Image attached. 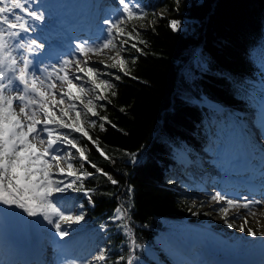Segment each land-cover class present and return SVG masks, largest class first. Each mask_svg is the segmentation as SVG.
Wrapping results in <instances>:
<instances>
[{
  "label": "trees",
  "instance_id": "1",
  "mask_svg": "<svg viewBox=\"0 0 264 264\" xmlns=\"http://www.w3.org/2000/svg\"><path fill=\"white\" fill-rule=\"evenodd\" d=\"M141 3L147 12L146 26H140L143 18L123 26L129 31L137 28L145 41L138 45L143 51L117 50L128 61L131 75L111 70L122 76L113 81L117 95L111 96L113 90H108L105 94L111 103L101 101L104 107L98 109L110 123L101 130L103 121L92 117L97 124L88 129L111 159L81 139L90 161L118 183L111 184L85 164V170L94 173L84 181V187L92 190V203L82 192L71 191L69 202L63 205L66 211L77 207L84 216L79 224L62 225L71 234L63 243L81 251L82 261H89L103 247L108 250L104 264H115L117 257L131 258L134 264H177L156 244L165 229L162 219L194 224H209L210 219L200 212L194 197L204 182L199 178L201 171L193 166L198 178L193 179V172L177 162L174 154L185 142L191 149L190 159L199 153L213 156L214 148L228 141L224 126L229 116L244 120L253 111L254 120L259 118L257 98L264 94V0ZM159 9L163 13L157 14ZM184 18L192 20V32L172 31L168 26L169 21ZM114 42L119 47L120 40ZM118 205L127 208V231L108 220ZM102 223L109 224L105 232L99 231Z\"/></svg>",
  "mask_w": 264,
  "mask_h": 264
},
{
  "label": "snow or ice",
  "instance_id": "2",
  "mask_svg": "<svg viewBox=\"0 0 264 264\" xmlns=\"http://www.w3.org/2000/svg\"><path fill=\"white\" fill-rule=\"evenodd\" d=\"M35 3L36 0H0V205L20 209L28 217H42L60 238H64L69 235V231L61 222L71 227L84 219L82 214L73 215L65 210L63 202L68 197L64 194L69 190L82 192L88 197L89 203H92V190L84 187V181L93 177L94 173L86 171L84 165L87 164L95 173L106 176L111 184L118 183L90 161L81 139L95 146L102 157L111 159L88 129L97 124V120L91 119L92 117L103 121L99 124L101 130H104L106 123H110L107 116L99 114L98 109L104 107L99 102L107 100L111 103L105 93L115 88L113 81L122 78L120 74L104 69H118L123 76H130L131 72L128 70V61L120 52H117L118 59L102 68L93 66L87 59L81 62L76 56L60 60L58 64L38 68L39 62L34 58L45 48V44L34 34L39 32L45 15L38 7H33ZM117 4L119 7L113 13L114 18L103 21L107 25L104 29L107 36L95 44H76L74 53L87 56L90 52L116 48L114 41L117 39L120 40L119 47L122 50L131 48L137 53L143 51L138 45L145 41L140 39L137 28L133 27L129 31L123 25L133 19L145 17V6L141 0H117ZM168 26L176 31L180 27V21L173 19ZM129 41L132 43L129 44ZM132 63H135V57L132 58ZM73 66L76 72L71 74L68 69ZM58 83L63 90L57 94L54 90ZM88 84L91 85L90 88ZM90 92L95 93L94 98L86 99ZM116 95L114 90L111 91V96ZM256 107L260 124L264 127V94L257 98ZM76 154L82 162L79 167L74 163ZM61 162L66 167H60ZM210 198L216 203L226 201L228 206H240L245 210L264 203V200H248L246 197L230 198L221 192H216ZM228 210V207L219 209L225 214ZM127 219L128 211L123 205H118L108 217L113 225L125 231L128 228ZM224 222L229 228L233 227L226 218ZM108 227L109 224L102 223L99 231L105 232ZM245 230V225L242 224L240 231ZM247 233L251 237L256 236L251 228H247ZM260 235L264 236V233ZM107 251L106 248H99L91 260L104 264L108 259ZM68 264L76 262L68 261ZM80 264L90 262L85 260ZM115 264H134V261L131 258L125 260L124 257H117Z\"/></svg>",
  "mask_w": 264,
  "mask_h": 264
},
{
  "label": "rangeland",
  "instance_id": "3",
  "mask_svg": "<svg viewBox=\"0 0 264 264\" xmlns=\"http://www.w3.org/2000/svg\"><path fill=\"white\" fill-rule=\"evenodd\" d=\"M58 4L63 5L64 7H71L72 2L75 6L78 5V0L75 2V0H55ZM85 0H81V5H83ZM90 3L88 4V12L90 15V19L93 18V13L95 11V8L99 7V4L94 6L93 0H89ZM105 0H101L100 3L102 4V7H110L107 5V2ZM104 2V3H103ZM110 4L114 7V10L119 7L117 4V0H110ZM111 8V7H110ZM114 12H111V16H113ZM156 13H163V9H159L156 11ZM177 21H180V27L176 30L179 32H186L190 33L193 30L192 20L189 18L184 19H174ZM140 26L145 27L146 26V20L143 18L140 20ZM120 47L116 48H108V49H101L100 52H90L87 54V56H80L78 59L83 62L84 60H88L92 63L95 67H103V65H111L117 57V50H119ZM102 62V64H101ZM83 66V64H82ZM112 69H104V71L112 72ZM68 71L71 74H74L76 72L75 67H71L68 69ZM87 78L85 77V80ZM79 83V82H77ZM89 88L91 87L90 84L87 85ZM62 86L59 85L54 90L57 94L62 91ZM90 97L94 98V93H89L86 99H89ZM78 103V102H77ZM82 109V105H80ZM18 111V108L16 109ZM254 112L249 111L246 113V119H238L233 116H229L230 120L229 123L232 124L233 130L229 126V123L225 124V131L227 134L226 140H228L224 144L218 145V149H216L213 153V156L206 155L203 153L196 154L195 162L191 161L189 158V152L191 151L190 147L187 143L181 142V145L178 147L177 152L174 154L175 160L182 164L186 169H189L190 171L192 169L195 170L193 165H199V167L202 169L200 170L199 178H203L206 175H209L210 173H216L217 178L219 179V174L222 171H219L217 165L215 164L219 157L217 156V153H221L223 150L228 149L229 151L233 153H238V151H241V148L238 147V144L248 145L247 143V136H251L253 138L252 143L254 145L260 144L261 147L257 151L253 149H247L249 152L252 153L254 157H258L261 155V153H264V127L261 126V124L254 123ZM260 130L258 133L257 131ZM38 147H43L38 145ZM247 148V147H246ZM199 162V164L197 163ZM207 162H211L212 167L209 166ZM82 163L79 161V164ZM191 165V168H190ZM60 167H66V164L61 162ZM79 167V165H78ZM55 170V169H54ZM191 171L193 179L197 180L198 178L195 177L194 172ZM205 179V178H203ZM204 183V182H203ZM201 183V184H203ZM199 185L198 191L194 193L195 201L198 202L201 206L200 212L205 214L208 219H210L209 224H192L190 222H185V226L189 225L192 228L198 229L200 225H206L207 227L211 228V225L215 227H221V229H218L220 231L224 229L228 230H235L236 235L239 236L240 241H250L251 236L248 235L247 230L244 232L240 231V226L243 224H248L251 227L255 226H261L264 229V203L255 205L251 207L250 209H243L240 206H228L226 201H222L220 203H216L215 201L211 200V195L215 194L217 191V186L214 185H208L207 181L205 185ZM193 192H190L192 194ZM71 190H69L68 193H65L64 196L68 197L67 200L63 202V205H66L67 201L69 202L70 196H71ZM59 195V194H58ZM218 207V209L215 210V208ZM221 207H228V212L225 214L224 212L219 211ZM0 232H3L5 236L9 238V242H12V247L14 244L15 238H30L31 236H34L40 228L47 229L49 231V227L51 225H48L46 221H43L42 217H38L37 221L28 220L27 215L22 213L20 209L10 208L8 206L0 205ZM73 215L79 214L77 211V207H73V209L70 211ZM236 213H241L239 216L236 215ZM225 218L228 220L229 223L233 224V227L229 228L228 225L224 222ZM178 220H168V219H162V224L164 226V230L161 231L156 239V244L160 249H162L167 255H169L174 262L177 264H197L199 260H194V256H206L205 258H208V254H213V257H219L223 255V247H220L216 244H213L208 238L204 237L203 235L198 234V232L191 233L187 230H181L176 229L168 225V222H177ZM245 221L247 223L245 224ZM179 222V221H178ZM62 225L63 222H61ZM189 223V224H188ZM52 227V226H51ZM213 230H217L214 228H211ZM232 232V231H231ZM56 238H60L56 233L51 232ZM50 233V234H51ZM51 234V235H52ZM69 235H71L69 233ZM233 235V234H232ZM65 238H68L66 236ZM64 240V238H60V241ZM172 243V244H171ZM179 248L184 249L186 252L183 253L179 250ZM226 250V249H225ZM76 259L78 261L76 264L79 263V261L82 259V254L80 251L75 252ZM211 258V257H210ZM90 264H98L99 262L91 260V257L89 258Z\"/></svg>",
  "mask_w": 264,
  "mask_h": 264
},
{
  "label": "bare ground",
  "instance_id": "4",
  "mask_svg": "<svg viewBox=\"0 0 264 264\" xmlns=\"http://www.w3.org/2000/svg\"><path fill=\"white\" fill-rule=\"evenodd\" d=\"M39 34H43L39 30ZM258 133L260 130L257 131ZM258 147H261L260 144L257 145ZM238 161L234 162V165L237 164ZM242 175V174H240ZM219 205L215 208L218 209ZM22 211V210H21ZM1 213V212H0ZM26 214V213H24ZM241 213H236V215H240ZM27 215V214H26ZM28 220L37 221L38 217H28ZM189 224V223H188ZM168 225H170L173 228L181 229V230H187L189 234L198 232V234L203 235L204 237L208 238L213 244H216L220 247H223V255L219 257H214L212 264H222L226 263L227 261H230L231 256L239 255L244 259V261L251 260L249 264H264V236H261L260 233H264V229L261 226H255L251 227L248 224H246V230L247 228H251L255 233V237H251V240L249 241H240L239 240V234L236 235L235 230H228L224 229L222 231L220 230H213L206 225H200L198 229L192 228L189 225L185 226V222L177 221V222H168ZM38 232H43V229L40 228ZM233 234V235H232ZM172 244V243H171ZM179 250L183 253L186 251L182 248H179ZM6 256L5 251H0V258L1 256ZM239 257V258H240ZM62 259H65V256H62ZM1 264V262H0ZM227 264H232L231 262Z\"/></svg>",
  "mask_w": 264,
  "mask_h": 264
}]
</instances>
